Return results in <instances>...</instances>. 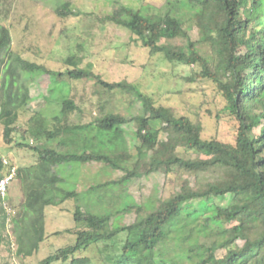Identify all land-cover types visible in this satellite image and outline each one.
<instances>
[{
  "label": "trees",
  "instance_id": "16d2710c",
  "mask_svg": "<svg viewBox=\"0 0 264 264\" xmlns=\"http://www.w3.org/2000/svg\"><path fill=\"white\" fill-rule=\"evenodd\" d=\"M162 1L164 13L149 10L145 14L120 3L100 21L130 30L144 48L162 54L173 65L196 67V77L188 81L215 83L227 101L225 111L237 123L234 143L204 138L200 121L178 116L127 79L105 81L92 64L82 67L81 56H69L65 68L58 71L24 59L13 51L10 29L0 24L3 141L38 156L35 165L15 169L0 153V182L15 169L9 184L16 182L24 199L15 206L9 184L8 195L0 193V219H10L16 255L29 258L38 253L46 236L45 208L73 199L77 202L74 220L82 224L75 232V244L57 250L41 264H97L83 256L93 247L99 252V264H264V0ZM56 13L62 18L78 16L70 2L59 5ZM192 31L197 32V40L190 36ZM33 75H49L51 80L92 78L97 87L133 98L143 106V114L109 113L88 125H64L62 117L78 110L70 98L62 102V116L47 118L39 112L24 129L18 126L19 112L35 98L30 87ZM92 127L109 137L106 146H101L105 150L77 151L87 146L84 133ZM126 130L133 133L134 151L125 138ZM17 133L22 141L15 139ZM162 133L166 140H161ZM50 141L66 151L40 146ZM71 162L100 163L122 173L90 191L128 188L134 180L162 170L169 175L175 168L196 180L184 183L169 201L156 206L126 204L119 212L96 215L79 205V191L61 186L64 179L56 167ZM209 175L213 178L199 179ZM111 195L106 193V201ZM116 199L118 203L120 195ZM215 200L231 204L221 206ZM122 214L135 215V219L131 224L114 225L113 217ZM6 230V224H0V240H7L12 251L11 234L6 236ZM223 249L225 255L217 259L216 253Z\"/></svg>",
  "mask_w": 264,
  "mask_h": 264
},
{
  "label": "rangeland",
  "instance_id": "374dc122",
  "mask_svg": "<svg viewBox=\"0 0 264 264\" xmlns=\"http://www.w3.org/2000/svg\"><path fill=\"white\" fill-rule=\"evenodd\" d=\"M67 2L72 4L78 16L62 18L57 15L59 5ZM120 3L141 10L145 14L149 10L153 13L166 11L162 0H1L0 24L10 29L13 51L24 59L58 71L65 68V61L69 56H81L82 67L92 64L94 72L100 74L105 81L112 83L127 79L140 85L159 105L173 108L178 116L200 121L205 128L204 138L217 137L224 142L234 143L237 123L225 111L227 101L215 83L206 80L188 81V78L196 77V67L173 65L162 54H153L144 48L130 30L111 23H101L100 18L113 13ZM190 36L193 40L198 39L196 31H192ZM34 76L35 78L30 81V87L35 98L27 108L19 112L18 126L24 129H28L29 119L39 112H44L47 118L62 116V102L70 98L76 102L78 110L65 118L62 117L64 125H88L104 116L103 114L109 113H121L127 117L143 114V106L134 102L133 98L121 92H110L97 87L92 78L79 81H72L68 77L51 80L49 75H33L30 79ZM48 91L51 92V98L48 97L50 96ZM130 103H133L134 107L131 108ZM218 114L220 119L217 118ZM52 124L53 122L50 126ZM84 137L87 138V146L83 145L77 151H104L103 148L109 142L106 133L95 127L87 130ZM133 137L131 131H125V138L132 151ZM166 138L167 135L162 133L161 140ZM15 139L22 141L18 133ZM29 141L32 142L31 139ZM40 146L66 151L59 149L56 141L41 143ZM95 147L97 149H94ZM179 152L184 153L182 149ZM0 153L7 156L16 169L30 167L38 161V156L34 152L18 148L14 144L6 145L1 125ZM56 171L64 179L62 188L79 191L81 193L79 205L85 211L96 215L119 212L126 204L156 206L161 201H169L173 193L184 183L196 180L175 168L169 175L162 170L149 177L134 180L128 188L126 187L127 189L90 191V187L118 179L122 173L100 163L78 162L59 165ZM212 178L213 176L209 175L199 179L204 181ZM18 187L16 182L9 184L10 196L17 207L24 202ZM106 193L113 194L111 199L107 197V201L110 199V202L106 201ZM116 195H120L118 203ZM215 203L226 207L231 204L221 200H215ZM76 205L77 202L70 199L60 206L45 208V241L40 251L29 258L16 255L17 245L12 227L9 225L10 219L1 218L0 224L7 226L5 235L11 234L10 240L13 244L10 251L7 240H0V264H41L57 250L75 244V232L82 228V224H77L74 220ZM134 219L135 215H116L112 223L127 225ZM122 236L127 237L126 234ZM137 236L136 232L135 237ZM237 244L242 246L243 242L238 241ZM225 253L224 249L218 250L216 258H222ZM83 256L91 257L99 264L100 255L96 247Z\"/></svg>",
  "mask_w": 264,
  "mask_h": 264
},
{
  "label": "built area",
  "instance_id": "2783aa9c",
  "mask_svg": "<svg viewBox=\"0 0 264 264\" xmlns=\"http://www.w3.org/2000/svg\"><path fill=\"white\" fill-rule=\"evenodd\" d=\"M7 163V162H6ZM15 169L12 170V173L7 176L5 179H3L0 182V193L5 196L7 194V187L8 184L12 181V179L15 177Z\"/></svg>",
  "mask_w": 264,
  "mask_h": 264
},
{
  "label": "clouds",
  "instance_id": "9594fccd",
  "mask_svg": "<svg viewBox=\"0 0 264 264\" xmlns=\"http://www.w3.org/2000/svg\"><path fill=\"white\" fill-rule=\"evenodd\" d=\"M7 162V161H6ZM16 169V168H15Z\"/></svg>",
  "mask_w": 264,
  "mask_h": 264
}]
</instances>
